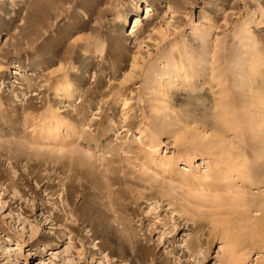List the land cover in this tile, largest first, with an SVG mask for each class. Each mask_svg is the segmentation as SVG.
Returning <instances> with one entry per match:
<instances>
[{"label": "rangeland", "instance_id": "obj_1", "mask_svg": "<svg viewBox=\"0 0 264 264\" xmlns=\"http://www.w3.org/2000/svg\"><path fill=\"white\" fill-rule=\"evenodd\" d=\"M251 55L264 0H0V264H264V208L201 199L180 139Z\"/></svg>", "mask_w": 264, "mask_h": 264}, {"label": "bare ground", "instance_id": "obj_2", "mask_svg": "<svg viewBox=\"0 0 264 264\" xmlns=\"http://www.w3.org/2000/svg\"><path fill=\"white\" fill-rule=\"evenodd\" d=\"M145 8L146 12H148L150 5L147 4ZM139 23H141V20L135 15L131 25L132 30L130 31H136ZM250 54L252 53L250 52ZM246 59L247 62L243 67L233 69L230 73L219 71L213 74L212 72L215 77L217 75L215 82L217 86H225V83L228 85L230 76L233 77V80H231L232 85L230 84L231 87L228 85L231 89L235 88V91L232 90L231 95L233 96L227 98L229 95H224L219 100L214 101V113L217 112L215 115L214 113L212 114L211 120L207 116L210 121L204 117L202 130H197V128L192 126L191 128L194 129L192 134L187 135L185 131L184 134H181L182 138L180 137V139L189 137L185 154L188 157L187 162L190 167L194 162L192 160L194 150L200 149L201 153H206L210 157V161L206 160V165L202 172L199 167H194L197 176L201 178L200 190L203 192L201 199L207 198V192H212L210 200L208 199L210 203L214 206L223 205L228 207V211H232V205H234L233 210L236 207L240 209H243L242 207L248 209L256 207L259 210L264 208V191L256 195H251L248 192L249 190L251 191L252 186L258 189L261 186L264 188V62L262 59L257 60L254 55ZM241 62L243 63V61ZM237 63L239 64V62ZM175 71L176 73L179 72L177 68ZM176 76H180L178 78L184 82L187 81V77H190L188 73L179 75L177 73ZM172 78V76H169L166 84H171L173 82ZM180 82L182 83L181 80ZM184 82L183 84H186ZM200 85L193 82L189 84L191 88H202ZM228 86L222 87L221 92L229 90L226 88ZM53 88L55 92L62 91L67 97H71L74 94V89L66 86V84H61V81H56ZM47 129H49V126ZM208 129L211 130V133H207ZM45 132L51 131L47 130ZM62 133L58 129L54 131V134L58 136H61ZM231 136L238 138L239 142L235 143ZM147 144L148 148L152 150L157 146L158 142L154 144L148 142ZM152 157L160 163L163 169H169L173 164L171 155L155 156L152 153ZM228 178L232 180L226 183L223 182ZM217 221H219L218 223L216 222L217 225L219 223L221 227L224 225V220L219 219ZM221 221L223 222L221 223ZM225 221L228 223V219H225ZM244 222L246 227H251V224L246 223V219ZM224 227L230 228L232 226L230 224L224 225ZM229 255V264H237L238 262L243 264V260L248 254L244 251L242 253L239 252V254L230 252Z\"/></svg>", "mask_w": 264, "mask_h": 264}]
</instances>
